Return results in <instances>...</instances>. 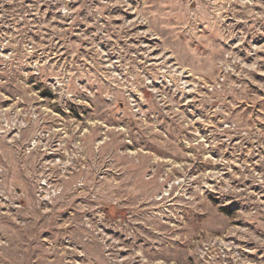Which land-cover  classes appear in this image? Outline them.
<instances>
[{"label": "rangeland", "instance_id": "374dc122", "mask_svg": "<svg viewBox=\"0 0 264 264\" xmlns=\"http://www.w3.org/2000/svg\"><path fill=\"white\" fill-rule=\"evenodd\" d=\"M0 264H264V0H0Z\"/></svg>", "mask_w": 264, "mask_h": 264}]
</instances>
